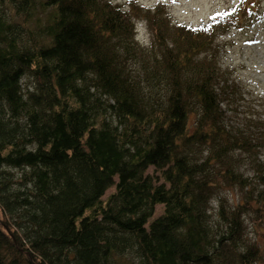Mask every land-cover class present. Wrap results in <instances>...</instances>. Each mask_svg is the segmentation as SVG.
I'll return each mask as SVG.
<instances>
[{
  "label": "trees",
  "instance_id": "16d2710c",
  "mask_svg": "<svg viewBox=\"0 0 264 264\" xmlns=\"http://www.w3.org/2000/svg\"><path fill=\"white\" fill-rule=\"evenodd\" d=\"M232 12L190 25L161 3L0 0V264H264L243 235L249 213L264 242V162L254 178L231 156L262 148L264 123L226 126L234 82L206 52Z\"/></svg>",
  "mask_w": 264,
  "mask_h": 264
},
{
  "label": "rangeland",
  "instance_id": "374dc122",
  "mask_svg": "<svg viewBox=\"0 0 264 264\" xmlns=\"http://www.w3.org/2000/svg\"><path fill=\"white\" fill-rule=\"evenodd\" d=\"M112 1L118 2L119 0ZM129 1L141 2L139 6L144 12L147 8L142 7V4L154 7L162 1L161 4L165 7L171 20L174 22L182 21L190 25L206 23L213 18L216 12L223 14L230 8L233 9L234 22L231 27L224 33L217 35L212 44L207 47L206 52L213 53L214 59L223 72L224 80H227L228 84L234 82L227 101L222 104L226 113L224 123L226 126L234 127V129H243L246 134L252 136L259 134L263 124H254L259 121L264 123V0H120V3L127 6ZM39 17L42 22L44 12L38 5L29 18L28 25L18 24L21 34L27 41L29 35L37 30L36 18ZM137 17L144 18L141 15H137ZM136 29L138 35L144 32L143 29L149 31L144 24H139ZM27 30L30 32L27 33ZM128 62L130 63V61ZM129 65L135 72L137 65L134 63ZM30 81L31 78L23 77L24 86ZM231 154L240 171L249 177L257 178L255 173L259 172L257 170L260 168L258 163L264 162V146L262 148L254 146L251 150L240 148L233 150ZM20 172V169L13 168L8 177L14 180ZM16 184L14 181L12 182V186ZM113 188L114 185H111L106 189L103 197L107 196ZM217 191L228 202L239 195L236 187L230 189L222 185ZM216 205V200L210 201L209 221L214 224L215 221H218L222 225L221 220L215 215ZM160 208L161 206L158 205L152 217L156 216ZM243 221L244 237L249 241H257L263 245V235L258 220L253 218L251 214L245 213ZM132 254V251L125 253L129 258H132Z\"/></svg>",
  "mask_w": 264,
  "mask_h": 264
}]
</instances>
